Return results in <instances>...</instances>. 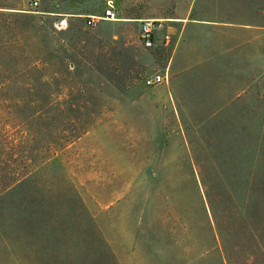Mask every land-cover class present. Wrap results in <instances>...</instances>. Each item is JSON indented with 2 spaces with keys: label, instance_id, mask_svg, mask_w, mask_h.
Returning <instances> with one entry per match:
<instances>
[{
  "label": "rangeland",
  "instance_id": "374dc122",
  "mask_svg": "<svg viewBox=\"0 0 264 264\" xmlns=\"http://www.w3.org/2000/svg\"><path fill=\"white\" fill-rule=\"evenodd\" d=\"M33 1L0 0V46L17 57L0 53V95L24 86L99 113L44 171L76 190L118 264H220L202 253L205 190L220 171L264 242V0H113L114 18L95 27L85 19L106 0ZM143 21L156 23L151 47ZM22 50L48 63L44 76ZM162 71L168 84L143 83Z\"/></svg>",
  "mask_w": 264,
  "mask_h": 264
},
{
  "label": "trees",
  "instance_id": "16d2710c",
  "mask_svg": "<svg viewBox=\"0 0 264 264\" xmlns=\"http://www.w3.org/2000/svg\"><path fill=\"white\" fill-rule=\"evenodd\" d=\"M4 43L0 53L17 59L15 47ZM20 52L29 59L28 51ZM29 60L26 68L40 77L48 71L45 60ZM5 71L0 68V75ZM20 88L0 95V107L10 116L0 117V264H118L76 190L52 181L44 171L49 156L86 133L99 113L66 107L46 91ZM8 121L21 126L22 135L11 131ZM210 186L205 191L213 224L204 229L210 247L202 253L217 254L220 264H257L254 244L259 250L264 242L255 238V222L243 217L239 191L223 171Z\"/></svg>",
  "mask_w": 264,
  "mask_h": 264
},
{
  "label": "built area",
  "instance_id": "2783aa9c",
  "mask_svg": "<svg viewBox=\"0 0 264 264\" xmlns=\"http://www.w3.org/2000/svg\"><path fill=\"white\" fill-rule=\"evenodd\" d=\"M32 7L38 6V1H33L31 3ZM114 1L113 0H106L105 9L101 14H96L89 16L85 19V25L87 27H95L98 23L105 19H113L114 18ZM155 28L156 23L154 21H143L140 24V39L141 42L147 46L151 47L154 44V36H155ZM164 41L168 43L169 41V35L166 34L164 36ZM169 82V76L168 72H157L153 74L152 76L145 77L143 79V83L147 86H153V85H160V84H168Z\"/></svg>",
  "mask_w": 264,
  "mask_h": 264
}]
</instances>
